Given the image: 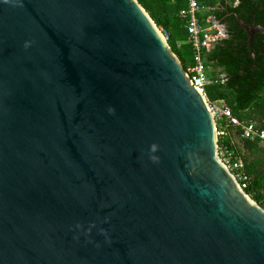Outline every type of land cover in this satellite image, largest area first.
Instances as JSON below:
<instances>
[{"label": "water", "instance_id": "water-1", "mask_svg": "<svg viewBox=\"0 0 264 264\" xmlns=\"http://www.w3.org/2000/svg\"><path fill=\"white\" fill-rule=\"evenodd\" d=\"M218 146L137 0H0V264H264Z\"/></svg>", "mask_w": 264, "mask_h": 264}, {"label": "trees", "instance_id": "trees-1", "mask_svg": "<svg viewBox=\"0 0 264 264\" xmlns=\"http://www.w3.org/2000/svg\"><path fill=\"white\" fill-rule=\"evenodd\" d=\"M156 26L167 34V42L179 58L187 73L193 67V49L187 41L185 20L179 11L187 0H137ZM207 9V16L222 24L226 36L214 41L203 51L208 75L215 79L205 86L209 102L223 100L240 121H255L264 125V34H254L253 51L250 53L247 36L236 16L246 23H264V0H198ZM204 11V10H203ZM204 13V12H203ZM205 15V16H204ZM201 16V15H200ZM214 70H209L208 68ZM233 127L230 136H219V148L226 145L243 161L246 179L240 184L245 192L264 207V148L256 141L238 138ZM242 141L245 152L237 150L234 138ZM231 138V140H230ZM232 141V143H231Z\"/></svg>", "mask_w": 264, "mask_h": 264}, {"label": "built area", "instance_id": "built-area-1", "mask_svg": "<svg viewBox=\"0 0 264 264\" xmlns=\"http://www.w3.org/2000/svg\"><path fill=\"white\" fill-rule=\"evenodd\" d=\"M202 11L203 7L198 0H187V5L179 11V16L185 20L184 27L187 31V41L193 49V67L188 75L191 83L205 95V86L213 83L215 79L208 75L203 51L207 50L214 41L225 37L226 31L224 26L213 17L210 18L207 26H203L200 17ZM163 35L167 39V34L163 33ZM208 104L216 121L218 137L230 136L229 128L233 127L238 138L249 141L257 140L260 144H264V125H259L255 121H240L223 100L208 101ZM218 151L222 161L232 171L239 183L241 180L246 179L242 171V159L236 157L234 152L226 145L221 148L218 146Z\"/></svg>", "mask_w": 264, "mask_h": 264}, {"label": "rangeland", "instance_id": "rangeland-1", "mask_svg": "<svg viewBox=\"0 0 264 264\" xmlns=\"http://www.w3.org/2000/svg\"><path fill=\"white\" fill-rule=\"evenodd\" d=\"M204 11H202V14H205V11L207 9L203 8ZM204 12V13H203ZM207 12V11H206ZM205 16V15H204ZM205 21V20H204ZM202 22L203 26H206L207 25V22ZM210 71L211 70H214L213 68H208ZM234 145L236 146L237 150H240L241 152H245V149H244V146H243V143L241 140H239L237 137L234 138Z\"/></svg>", "mask_w": 264, "mask_h": 264}, {"label": "clouds", "instance_id": "clouds-1", "mask_svg": "<svg viewBox=\"0 0 264 264\" xmlns=\"http://www.w3.org/2000/svg\"><path fill=\"white\" fill-rule=\"evenodd\" d=\"M156 150H157V149H156V146L153 145L151 151L155 152ZM150 158L153 160V162H157V161H158V158L155 157V156H152V157H150Z\"/></svg>", "mask_w": 264, "mask_h": 264}, {"label": "crops", "instance_id": "crops-1", "mask_svg": "<svg viewBox=\"0 0 264 264\" xmlns=\"http://www.w3.org/2000/svg\"><path fill=\"white\" fill-rule=\"evenodd\" d=\"M200 15H201L200 17H201V22H202V15H203L202 12L200 13ZM210 18H211V16H207V18H206L205 21H204V22H207V25H208V23H209V21H210ZM202 25H203V24H202ZM207 25H206V26H207ZM261 146L264 148V144H261Z\"/></svg>", "mask_w": 264, "mask_h": 264}, {"label": "flooded vegetation", "instance_id": "flooded-vegetation-1", "mask_svg": "<svg viewBox=\"0 0 264 264\" xmlns=\"http://www.w3.org/2000/svg\"><path fill=\"white\" fill-rule=\"evenodd\" d=\"M256 58V57H255Z\"/></svg>", "mask_w": 264, "mask_h": 264}]
</instances>
